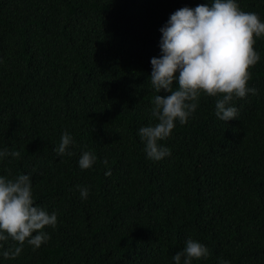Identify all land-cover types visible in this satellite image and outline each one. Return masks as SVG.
Masks as SVG:
<instances>
[{
  "label": "trees",
  "instance_id": "obj_1",
  "mask_svg": "<svg viewBox=\"0 0 264 264\" xmlns=\"http://www.w3.org/2000/svg\"><path fill=\"white\" fill-rule=\"evenodd\" d=\"M208 3L0 0V151L21 154L0 159V176L29 175L34 206L57 214L36 250L5 259L15 242L0 241V264H175L189 238L210 252L192 264H264V37L248 83L258 94L234 99L236 119L219 120V97L202 94L159 141L170 156L149 159L139 136L158 122L149 77L161 29ZM237 3L264 22V0ZM64 132L71 155L60 157Z\"/></svg>",
  "mask_w": 264,
  "mask_h": 264
},
{
  "label": "clouds",
  "instance_id": "obj_2",
  "mask_svg": "<svg viewBox=\"0 0 264 264\" xmlns=\"http://www.w3.org/2000/svg\"><path fill=\"white\" fill-rule=\"evenodd\" d=\"M161 32L162 57L152 58L149 77L159 93L152 100V115L158 122L139 129L147 157L155 161L171 155V150L159 141L171 136L177 122H188L202 94L219 97L215 101V115L224 122L238 116L234 99L258 94L248 83L252 78L250 69L260 60L254 45L264 37V22L257 13L241 10L237 0H210L194 9L177 10ZM72 142V137L64 132L55 148L57 155H71L67 150ZM20 155L18 151H0V159ZM95 162L96 156L85 151L78 163L81 169H89ZM79 190L81 198L87 199L88 189ZM34 204L29 175L21 174L15 179L0 176V241L10 238L15 242L3 251L5 259L18 257L26 244L33 250L40 248L50 239L45 229L57 226L55 212L50 214ZM209 255L204 244L189 238L173 259L175 264H181L183 257V264H192L194 259H206ZM220 264L229 262L221 260Z\"/></svg>",
  "mask_w": 264,
  "mask_h": 264
}]
</instances>
